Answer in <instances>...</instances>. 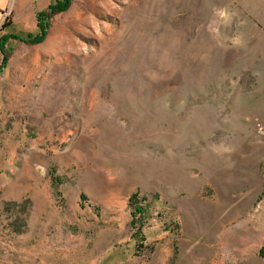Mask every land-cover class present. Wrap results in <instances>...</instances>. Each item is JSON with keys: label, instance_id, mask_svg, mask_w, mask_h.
Here are the masks:
<instances>
[{"label": "rangeland", "instance_id": "rangeland-1", "mask_svg": "<svg viewBox=\"0 0 264 264\" xmlns=\"http://www.w3.org/2000/svg\"><path fill=\"white\" fill-rule=\"evenodd\" d=\"M56 1L0 0V264H264V0Z\"/></svg>", "mask_w": 264, "mask_h": 264}, {"label": "trees", "instance_id": "trees-1", "mask_svg": "<svg viewBox=\"0 0 264 264\" xmlns=\"http://www.w3.org/2000/svg\"><path fill=\"white\" fill-rule=\"evenodd\" d=\"M71 3V0H57L55 3H52L49 7L47 12H52L59 10L61 13L67 11L69 5ZM47 12H42L38 14V26L41 30V33L44 34L46 25L43 23L44 18L46 17ZM9 19L7 18L6 21L2 25V29L6 28L8 25H10V22H8ZM44 40V35L38 39H36L35 42L40 43ZM6 60L3 61V66L5 65ZM2 68V66H1ZM84 199L87 200V198L84 197ZM144 203H146V200L144 198H141L138 193L133 194L129 199V207L131 208V228L133 230V239L136 240L137 247L144 248L145 243V236L142 232V229L144 228L147 220L148 215V207L144 206ZM261 256L264 257V252H261Z\"/></svg>", "mask_w": 264, "mask_h": 264}, {"label": "crops", "instance_id": "crops-1", "mask_svg": "<svg viewBox=\"0 0 264 264\" xmlns=\"http://www.w3.org/2000/svg\"><path fill=\"white\" fill-rule=\"evenodd\" d=\"M4 16H5V15H4ZM8 16L10 17V14H9V15H8V14L6 15V17L4 18V22L6 21V19L8 18ZM8 19H9V18H8ZM4 22H3V23H4Z\"/></svg>", "mask_w": 264, "mask_h": 264}]
</instances>
